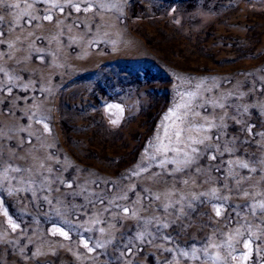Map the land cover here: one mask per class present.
Segmentation results:
<instances>
[{
  "label": "rangeland",
  "instance_id": "obj_1",
  "mask_svg": "<svg viewBox=\"0 0 264 264\" xmlns=\"http://www.w3.org/2000/svg\"><path fill=\"white\" fill-rule=\"evenodd\" d=\"M8 2L19 3L20 8L0 7L7 33L0 37L4 40L0 88L11 87L8 94L0 92V135L5 157L11 156L12 165L30 170L15 172L7 163L0 170V192L5 194L0 198V264H113L114 246L122 234L131 235L141 219L174 220L173 208L167 213L160 209L183 198L180 207L193 197L195 211L184 208L189 213L185 229L179 236L174 225L166 230L173 233V244L137 242L132 257H123V264L137 260L140 264H165L166 260L168 264H257L258 245L264 262V223L256 222L264 209V163H254L264 161V137L242 131L248 125H255L252 133L264 131V0ZM89 3L106 7L84 11ZM54 5L63 6L64 12ZM76 5L81 11L74 10ZM49 12L53 19L44 20ZM23 13L34 14L36 19L25 24L28 17ZM189 91L196 98H182ZM209 98L213 103H206ZM216 101L225 106H217ZM201 103L204 107H196ZM186 104L199 113L194 117L197 125L208 121L223 125L222 130L212 127L191 135L212 137L205 144L222 146L232 137L237 150L218 153L214 161L205 156L199 161L200 171L191 177L177 173L188 183H176L175 191L165 196L162 193L167 189L153 176L161 170L151 166L152 145L179 127L174 117L184 112ZM228 104L246 111L234 116L235 107L228 108ZM188 120H193L191 111ZM221 131L217 141L215 136ZM241 139L252 141V146L240 149ZM221 159L228 163L219 172L203 167L205 162L216 165ZM243 163L255 171L238 166ZM58 167L63 168L62 174L56 172ZM49 168L51 173L46 171ZM134 171L140 174L133 175ZM42 176L49 178L48 190L43 192ZM52 176L63 181L74 176L78 182L102 181L99 189L88 184L96 192L114 183L109 195L126 196L116 203L130 212L109 218L107 211H101L103 204L95 208L89 204L85 211L84 201L67 195L75 184L69 189ZM234 177L240 179L239 184ZM241 188L250 195L240 193ZM205 198L211 203L200 205ZM213 203L225 204L221 216L215 215ZM249 203L254 208L243 211L242 206ZM233 205L241 206L237 209L241 223L233 220L225 226L229 213L236 215ZM248 237L252 254L245 261L231 249L247 252L243 244ZM89 238L111 242L88 252L84 243ZM206 238L212 244L202 251L200 245ZM194 242V250L186 247Z\"/></svg>",
  "mask_w": 264,
  "mask_h": 264
},
{
  "label": "snow or ice",
  "instance_id": "obj_2",
  "mask_svg": "<svg viewBox=\"0 0 264 264\" xmlns=\"http://www.w3.org/2000/svg\"><path fill=\"white\" fill-rule=\"evenodd\" d=\"M0 7L3 8H20L19 3H9L8 0H0ZM58 9V11L62 14L64 12V7L60 5H54ZM96 7L99 11V9H102L106 7L105 4H86L84 7V11H88L90 8ZM74 10L76 12L81 11V7L79 5L74 6ZM24 15H27V19L25 20V24H31L33 19H36L34 14H28L23 13ZM71 14V13H70ZM43 19L47 21H51L53 19L52 14L46 13L43 15ZM4 20L3 15H0V37H6L7 33L5 31V28L2 25V22ZM4 40L0 39V44H3ZM5 47H10V45H5ZM0 71H3L0 69ZM18 79V77H17ZM201 87L200 83L196 84V88L199 89ZM0 92H5V94H8L11 92V87L0 88ZM193 97L196 98V93L194 92H186L182 94L183 97ZM15 99V97H13ZM22 100L27 99V97H22ZM221 101L224 99L223 97L220 98ZM238 99V97H237ZM206 103H213L212 99L209 98V101ZM217 106L223 108L225 105L220 102H215ZM196 107H204V103L196 105ZM228 108L235 107L234 116L237 114H242L243 111H246V109H241L238 106H235L234 104H228ZM122 111V109H121ZM191 111L193 115V120H188V114ZM199 113L195 111V109L192 108L190 104H186L184 106V112L180 113L178 116L174 117V119L179 124V127H176L173 131V134L171 136L167 135L164 137L163 141H157L152 145V148L154 149L153 154L150 156V159L153 162V165L157 168H159L161 171L154 173L153 176L157 177V183L164 186L167 190L162 193V195H170L171 192L175 191V184L181 183V184H187L188 180L184 179L183 176H177V173L183 172L186 176L191 177L196 172L200 171L201 165L199 164V161L204 159L205 156L208 157L210 160H216L217 154H222L223 152H228L229 154H232L237 150V144L235 142V139L230 137L229 142L227 145H221V144H205L206 140L212 139V137L209 136H200V137H194L191 135L193 131L196 132H206L212 127H220L221 130L223 128V125H217L215 122L208 121L206 124H199L197 125L195 123L194 117L198 116ZM41 118H38V122H40ZM115 123V121H113ZM44 127L47 128V123L44 124ZM255 127V125H248L242 131L248 133L249 135H252L256 138L264 137V131L258 130L256 133H252V128ZM222 131L217 132L215 139L217 141L221 140L222 137ZM25 140L28 143H31V140L28 136L25 137ZM256 143H260V140L257 139ZM252 146V141H249L248 139H241L239 140V148L243 149L245 145ZM166 145V146H165ZM196 145H204L203 148H199ZM230 145V146H229ZM17 147V145H13V148ZM261 150H264V147L261 148ZM6 151L5 146L3 145V137L0 135V170H5V164L7 163L9 165V168L12 171L15 172H24L27 173L30 169L25 166H14L11 164V156L9 158H6L4 153ZM171 152L173 155L169 156L168 153ZM159 154V158L157 156ZM244 153L242 152L241 155ZM24 157L21 156H15V159H23ZM228 163L221 159L218 164L216 165H209L207 162H205V165L203 167L205 168H213V170L219 172L221 169L225 166V164ZM254 163H264V161H261L257 159L254 161ZM195 164L196 167H192V165ZM169 165L172 167L169 168ZM35 165H33L34 167ZM240 168L247 169L249 171H255V168H250L248 163H243L238 165ZM43 163H40L39 168H43ZM150 167V166H149ZM39 168H36V171L39 172ZM147 170V168L142 169L141 171ZM47 172L51 173L52 169H47ZM56 172L63 173V168L58 167L56 168ZM133 175H139V172H133ZM90 175V174H89ZM167 177H171V180L166 179ZM226 178V177H225ZM48 177L42 176L40 181V191H47L48 190ZM52 180L56 181L58 184H64L67 188L73 189V185L75 184V189L73 191L67 193L68 196H70L72 199L80 198L85 203H82V207L85 209V211L88 210L87 205H92L93 208H95L97 205L103 204L105 207L101 211H107L109 214V218H111L113 215H119L123 214L124 216H127L130 212L129 207L122 206L119 203H116L119 199H126V196L116 195V196H110L109 193H111V188L115 187V184L113 183L111 187H109L106 191L101 190L99 192L90 190L88 187V184H95L96 188H100V184L102 181H84V182H78L77 178L74 176L70 178L68 181H63L58 176H52ZM241 179H247V177H243ZM234 183L239 184L240 179H236L234 177ZM223 187L227 188V184H223ZM56 191H59V188L56 189ZM142 191H147L146 189H142ZM119 192V189H118ZM240 193L247 196L250 195L247 189L241 188L239 190ZM212 193L214 195L215 190H212ZM4 193L0 192V198L4 197ZM202 196H207L206 193H202ZM147 198V196L145 197ZM154 199L159 200L160 196H155ZM221 201H226V197H219ZM181 200L183 198H180V200H177L176 202L172 204H167L160 210L162 212L167 213V210L169 207L173 208L175 212V219L174 220H168L167 218L160 220L155 217H153L151 220L145 221L143 219L139 220L138 224L136 225L135 231L131 232V235L128 233H124L121 235L120 242L116 243L114 246V250L116 251L117 255L113 257V264H117V261L120 262V264H123V257H132V253L134 250H136L137 242L140 244H146V243H156L157 241L160 242H168L169 244H173V241L175 239L173 233H170L166 231L169 227L175 226V229H178L179 231L175 232V236H179L180 233L185 229L184 220L189 218V213L184 212V208L190 209L191 211H195V209L192 207L193 203L195 202V198L193 197L190 199L186 204H182L180 207H177L178 204H181ZM211 203L208 199H201L199 201L200 205H206ZM213 209H215V215L217 217L221 216V208L225 207L224 203L220 204H212ZM241 206L233 205L232 211L235 212V216H233L231 213L227 216L225 220V226H228L232 223L233 220H236L237 224L241 223V219H237L241 216L240 211L237 209ZM243 211L247 212L249 209L254 208V206L249 203L244 206H242ZM132 215L135 216L136 213L132 212ZM171 215V213H169ZM205 215L208 216V219L211 220V215L205 213ZM176 220H179L180 223H176ZM256 222L264 223V209H261L259 216L256 217ZM245 225H247L249 222H244ZM123 226V225H121ZM15 227V225H13ZM150 229V230H149ZM100 231H103V229H100ZM131 231V230H130ZM214 231H220L219 229H214ZM62 235L67 237V232L62 231ZM220 236L223 237L224 233L220 231ZM111 241H91L89 238L85 241L84 247L87 249L88 252H93L94 250L103 247L105 243H110ZM89 243H91V247H89ZM212 244V241L210 239H205L201 243V250L206 251L208 246ZM175 247V245H173ZM214 246V245H213ZM190 249L196 248V242H194L191 245L186 246ZM225 247H228L231 249V245H225ZM243 248L247 249V252H240L236 249H231L232 251L236 252V255H238L241 259L247 260L251 254H252V241L251 238L248 237L246 239V242L243 244ZM259 245L257 246V264H264V262L260 261V254H259ZM140 251H143V248L139 249ZM164 251H169L171 253L172 249H164ZM193 255H195V251H193ZM143 257H141L142 259ZM198 258V257H197ZM233 259L235 257H232ZM155 259V258H153ZM136 264H140V262L137 260ZM165 264H168L167 260L165 261Z\"/></svg>",
  "mask_w": 264,
  "mask_h": 264
}]
</instances>
